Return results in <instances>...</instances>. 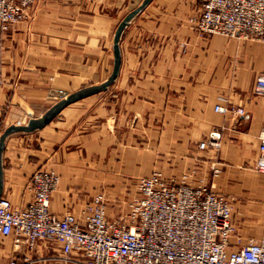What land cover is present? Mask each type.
<instances>
[{
	"label": "crops",
	"instance_id": "0c3cea01",
	"mask_svg": "<svg viewBox=\"0 0 264 264\" xmlns=\"http://www.w3.org/2000/svg\"><path fill=\"white\" fill-rule=\"evenodd\" d=\"M143 1L38 0L0 40V101L13 93L12 115L27 124L60 91L105 82L114 66L115 32ZM200 11L201 0H153L137 15L121 37L120 74L108 91L70 105L43 130L8 139L2 197L26 207L33 175L51 169L61 177L51 211L84 221L95 187L89 181L141 178L183 158L190 169L203 167L204 183L217 193L238 196L248 187L260 195L256 181L263 175L249 164L264 134V97L254 92L264 73V43L201 35L193 23ZM217 105L244 114L217 113ZM212 132L222 135L220 149L197 155ZM261 232L244 226L239 233L260 240ZM13 242L0 235L3 264L24 256L32 264H62L56 244L23 248L19 258Z\"/></svg>",
	"mask_w": 264,
	"mask_h": 264
},
{
	"label": "built area",
	"instance_id": "2783aa9c",
	"mask_svg": "<svg viewBox=\"0 0 264 264\" xmlns=\"http://www.w3.org/2000/svg\"><path fill=\"white\" fill-rule=\"evenodd\" d=\"M37 2L0 0L2 43ZM193 22L201 35L264 43V0H201L200 16ZM254 92L264 97V73L256 79ZM2 108L0 102V136ZM215 111L244 114L242 108L221 105ZM220 140L221 134L213 132L199 149H219ZM252 167L264 174V134ZM59 185V176L39 170L31 179L33 199L26 207L16 208L9 199H0V235L12 237L17 250L33 251L40 242L56 244L62 264H264V232L260 241H233L231 204L206 185H177L156 173L139 181L128 213L116 223L107 220L102 197L95 199L84 221L72 214L55 215L50 204ZM24 258L11 264L33 263Z\"/></svg>",
	"mask_w": 264,
	"mask_h": 264
},
{
	"label": "rangeland",
	"instance_id": "374dc122",
	"mask_svg": "<svg viewBox=\"0 0 264 264\" xmlns=\"http://www.w3.org/2000/svg\"><path fill=\"white\" fill-rule=\"evenodd\" d=\"M236 38L251 39V38H243V37H236ZM88 86H91V85H87L86 87ZM71 93H68L67 91H60L58 94L55 95V98H53V102H55L56 104L58 101L65 98L67 95ZM12 94L13 93L9 94V97L5 103H2L0 101L1 105L3 106L2 108V122H3L2 129L3 131L11 125H20V124L25 125L26 124V123L24 124L20 123L12 115V110H13L12 109L13 108ZM83 103H86V102H83ZM216 133H220V132H216ZM18 134H26V133H18ZM210 134L204 139H202L201 142L209 141ZM15 135L17 134H14V136L12 135L10 139L13 140L20 136V135L18 136H15ZM221 140H222V135H221ZM209 148H212V147H209ZM200 151L202 150L199 149V152L197 153V155L202 153ZM154 152L156 153L158 152V150H154ZM197 157H200V156H197ZM253 162L249 164V168L252 171L263 175L261 181H256L257 184L261 183L263 185V191H261V194L260 195L255 194L253 189L247 187V189L243 188L241 195L232 196V197L225 196L226 198H228L231 204V207H232V213L234 214L233 224L235 226V234L233 237H235V239H233V241H236L237 238H240V241L243 244H245L246 242L250 240L260 241L252 237L243 239V237L240 236L239 232H240V229L242 230L244 226H245V229L247 227V232H251V233L258 227H261L262 229L261 237L264 232V174L253 169L252 167ZM202 169L203 167L200 166L199 164H197L196 167L190 169L188 167V164L185 163V159L183 158L182 162L180 163L173 164L170 161L165 166L162 165L160 167H156V169L152 170V172H150L147 176H143L141 178H135V179L131 178L130 179V178H127L128 176L122 175L120 179H110V180L103 179V180H98V181L96 180L89 181V183L91 185H94L95 187L92 189L93 194L91 198L89 199V201L86 203L81 213L83 217L86 218L89 214V207L94 203L95 199L97 197H102L105 203L107 220L111 223L119 222L128 213L130 202L133 199V197L137 194L138 184H139V181H141L142 179L149 178L152 175L157 173V174H161L164 179L172 183H175L177 185H185V186H192V187L203 186V185L208 186L207 184L204 183ZM39 170L55 173L57 176H59L60 183H61V177L56 171L47 169V168H41ZM66 214H72L76 216L72 212H68ZM234 219L235 220L237 219V222H238L237 225L235 224ZM237 247L239 248V245ZM20 251H23V250H17L18 257L21 254ZM14 256L16 255L14 254ZM3 262H4V257L3 255H0V264H3ZM12 262L13 261H11L9 264H11Z\"/></svg>",
	"mask_w": 264,
	"mask_h": 264
},
{
	"label": "water",
	"instance_id": "95a60500",
	"mask_svg": "<svg viewBox=\"0 0 264 264\" xmlns=\"http://www.w3.org/2000/svg\"><path fill=\"white\" fill-rule=\"evenodd\" d=\"M153 0H144L143 3L129 13L123 21L119 24L115 36H114V66L111 75L108 79L98 85H91L88 87L81 88L65 98L58 101L52 107H50L43 115L40 117H31L30 120L25 125H11L6 128L0 136V199L3 194V180H4V152L6 149L7 140L14 134L18 133H34L40 130H43L48 126L55 118H57L61 112L69 107L70 105L77 103L83 99L89 98L93 95L99 94L101 92L107 91L117 80L120 69H121V49L120 41L123 35V32L128 27L130 22L139 15Z\"/></svg>",
	"mask_w": 264,
	"mask_h": 264
}]
</instances>
